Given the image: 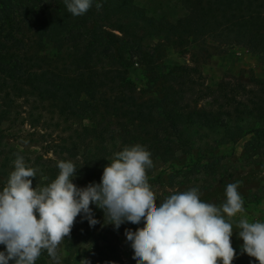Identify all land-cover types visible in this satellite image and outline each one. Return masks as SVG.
<instances>
[{"label": "trees", "instance_id": "1", "mask_svg": "<svg viewBox=\"0 0 264 264\" xmlns=\"http://www.w3.org/2000/svg\"><path fill=\"white\" fill-rule=\"evenodd\" d=\"M172 1L185 12L173 21L148 16L135 0H94L79 17L63 0H0V189L17 156L39 168L29 179L43 187L59 174L60 161L78 169L77 186L99 183L115 154L134 145L151 153L146 175L154 184L162 174L150 179L152 169L179 157L185 183L203 168L219 174L226 158L219 149L231 151L246 138L241 160L264 159V81L240 71L207 85L196 66L163 63L168 48L193 58L191 49L204 40L264 57V0ZM134 66L149 84L145 91L129 79ZM27 106L76 126L59 144L45 142L33 160L8 142L12 128L25 123ZM28 118L37 129L39 119ZM48 154L55 159H43ZM217 189L205 194L214 197ZM241 197L259 204L264 194ZM103 239L106 259L97 264L121 263L120 246ZM236 253L233 263L258 264L241 247Z\"/></svg>", "mask_w": 264, "mask_h": 264}, {"label": "clouds", "instance_id": "2", "mask_svg": "<svg viewBox=\"0 0 264 264\" xmlns=\"http://www.w3.org/2000/svg\"><path fill=\"white\" fill-rule=\"evenodd\" d=\"M74 17L88 12L94 0H63ZM97 9L102 7L96 3ZM151 153L141 145L126 147L104 167L100 182L84 187L73 183L78 169L71 161L57 163L59 174L42 188H33L36 170L22 156L0 189V264H36L42 252L60 264L58 247L77 220L95 227L93 207L104 213V225L115 230L136 225L124 235L134 253V264H232L231 218L244 214L238 182L226 187L219 207L203 202L197 188L176 192L158 203L146 170ZM227 217V219H226ZM107 221V222H105ZM142 226V227H141ZM237 227L242 253L264 264V222L240 219ZM80 264H91L85 258Z\"/></svg>", "mask_w": 264, "mask_h": 264}, {"label": "rangeland", "instance_id": "3", "mask_svg": "<svg viewBox=\"0 0 264 264\" xmlns=\"http://www.w3.org/2000/svg\"><path fill=\"white\" fill-rule=\"evenodd\" d=\"M135 4L144 9L148 16L156 18L165 17L173 21L183 17L185 14L181 5L172 0H135ZM191 53L195 54L193 58L190 57L191 54H180L178 51L168 48L163 63L167 65L196 66L207 85H214L223 76H234L240 71H244L245 73L250 72L255 77L264 81V57L252 56L245 49L223 47L211 40H204L203 42H198L196 49H191ZM129 79L135 84L138 91H145L149 87V84L142 77L141 71L137 66H134L129 71ZM25 112L26 116H23L25 117L23 119H26L25 123L12 128L8 142L15 145L19 150L30 154L29 158L31 160L41 155L43 152L42 148L47 142L59 144L61 138L76 127L75 124L66 123L57 115L41 113L40 109H31V106H27ZM30 114L33 115L32 119H39V127L37 129H31L27 122ZM83 125L89 127L91 124L84 122ZM247 141L248 139L246 138L238 142L231 151L230 148L219 149V154L226 156V158L221 160L220 164H222V167L219 174L218 172L208 171L210 168H203L198 174H191L190 179L185 183L183 173L186 170L184 169L186 163L183 162L182 157H179L175 162L154 167L150 179L155 178L160 173L162 174L159 183L154 184L148 180L150 188L157 198V202H163L167 197L178 191H187L188 187L190 189L195 187L199 190L200 198L203 202L219 207L224 201L223 203L222 201L220 202L216 199V196L226 198V187L221 185V181L226 180L229 176L230 178L227 179L228 184L237 183L238 181L241 183L238 192L244 197L247 198L256 193L264 194V159L257 158L256 161L252 160L247 164L241 160L243 148ZM47 158L55 159V156L48 154L43 159ZM30 165L28 164L27 166L29 167ZM38 170L39 168L36 171ZM172 170L176 171V174L171 175L174 177L172 183L174 187H171V178L169 177ZM212 185H216L218 191L216 190L217 192L214 197H208L209 195L205 194V191L211 188ZM32 187L42 188L43 186L41 182L32 181ZM214 188L216 187L214 186ZM90 206L93 207L95 218L100 223L95 227H89L86 220L80 222V218L77 217L70 237H66V240L62 241L58 247L60 264H80V261L85 258L91 264H97L100 260H105L106 258H101L105 248V239L103 238L110 237L113 238L114 242L121 249V263L117 264H134L132 259L134 253L129 242L126 240L124 232L126 229L135 231L137 226L125 223L121 225L119 230H115L111 224L104 225V213L102 210L96 209L95 206ZM243 207L245 213L243 215L237 214L230 221L233 226V235L230 239L235 251L243 244L242 239L238 236L240 229L237 225L240 219H246L248 222H264V199L259 204L244 202ZM36 264H55V261L44 251L36 261ZM103 264H107V262ZM232 264L235 263L232 262Z\"/></svg>", "mask_w": 264, "mask_h": 264}]
</instances>
